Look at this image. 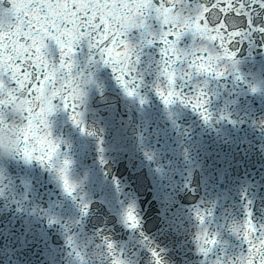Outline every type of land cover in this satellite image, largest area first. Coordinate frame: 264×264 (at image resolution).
Here are the masks:
<instances>
[{
  "label": "snow or ice",
  "instance_id": "1",
  "mask_svg": "<svg viewBox=\"0 0 264 264\" xmlns=\"http://www.w3.org/2000/svg\"><path fill=\"white\" fill-rule=\"evenodd\" d=\"M189 2L8 0V14H0V121L4 109L17 94L26 95L29 102L23 116L22 143L17 155L27 162L35 159L54 168L63 192L73 200L77 199L80 184L70 176L72 161L68 158L59 160V145L51 137L48 117L58 107L54 102L59 100V106L70 111L73 123L81 125V132L86 131L76 97L75 80L79 74L73 75L75 46L82 40H86L88 47L99 53L100 61L111 68L124 93L128 97L137 96V77L133 73L139 56L125 39L133 29H146L142 35L148 45L154 41L161 44L159 76L164 78L166 85H157L155 91L163 104L167 107L179 102L190 106L205 123H209L207 93L192 82L201 77L221 79L229 73L234 74V79L243 81L237 52L245 41L252 42L256 33L264 38V0H203L192 3L190 8ZM180 3L186 9L182 18L176 15V6ZM149 18L159 25L158 32L146 23ZM189 34L191 44L187 48L180 47L181 39ZM47 40L54 41L59 47L58 63L51 62L46 55ZM261 47L264 48V44ZM182 84H190L196 91L185 95ZM45 89L47 92L42 96ZM251 92L256 93L257 88L253 87ZM144 102L141 98L140 103ZM260 123L264 127V121ZM251 203L249 200L248 204ZM80 208L81 214L87 215L89 205L83 203ZM245 211L249 219L243 225V232L236 226L230 230L237 239L242 234L247 252L239 254L235 260L229 257L227 264H264V231L255 235L257 229L250 219L253 213L247 205ZM193 214L200 225H204L206 216L211 215L199 207ZM122 219L129 228L140 227L141 218L134 203L127 206ZM55 222L49 220L50 224ZM260 228L264 229V225ZM216 236H209L206 227L195 233V251L205 260L218 244ZM103 239L111 264H128L120 258L115 243L106 236ZM65 243L74 248L72 236H68ZM161 252L163 249L151 250L154 264H165ZM76 255L82 259L79 252ZM211 264L225 262L216 257Z\"/></svg>",
  "mask_w": 264,
  "mask_h": 264
}]
</instances>
